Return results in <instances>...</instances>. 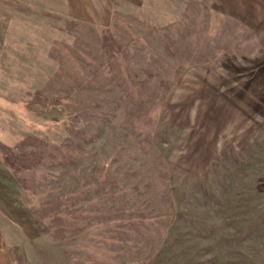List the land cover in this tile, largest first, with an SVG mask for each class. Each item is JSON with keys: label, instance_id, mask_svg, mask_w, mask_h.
Returning <instances> with one entry per match:
<instances>
[{"label": "rangeland", "instance_id": "rangeland-1", "mask_svg": "<svg viewBox=\"0 0 264 264\" xmlns=\"http://www.w3.org/2000/svg\"><path fill=\"white\" fill-rule=\"evenodd\" d=\"M237 2L111 0L105 23H58L35 72L12 50L0 221L15 264H258L264 111L250 85L264 79L245 75L264 63L231 62L258 50L237 45Z\"/></svg>", "mask_w": 264, "mask_h": 264}, {"label": "crops", "instance_id": "crops-1", "mask_svg": "<svg viewBox=\"0 0 264 264\" xmlns=\"http://www.w3.org/2000/svg\"><path fill=\"white\" fill-rule=\"evenodd\" d=\"M21 7L16 10L0 3V69L8 63L10 54L15 52L18 65H23L22 70L33 73L35 66L39 64L40 56L51 55L50 49L56 48L58 23L60 26L73 17L80 21L105 23L110 14L111 0H20ZM241 2V3H239ZM236 5L241 31H246L247 36L237 38L240 47H247L249 42L255 43L257 53L252 56H234L233 63H246L247 65H259L264 63V0H239ZM11 48V50H10ZM13 58V57H12ZM41 71V69H39ZM249 81L264 79V72L248 73L245 75ZM251 92H256L257 109L264 111V87L259 84L250 85ZM264 128V117L258 128ZM263 139L264 136L257 135ZM0 158V171L3 163ZM258 172V171H257ZM4 173L8 174L5 169ZM256 175L257 196L264 197V179ZM262 176V175H261ZM245 199V197H244ZM2 204L0 202V209ZM264 238V237H263ZM264 240V239H263ZM263 250L258 251V264H264V243L258 244ZM0 264H15L12 259L6 235L4 234L0 221Z\"/></svg>", "mask_w": 264, "mask_h": 264}]
</instances>
